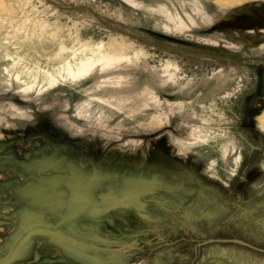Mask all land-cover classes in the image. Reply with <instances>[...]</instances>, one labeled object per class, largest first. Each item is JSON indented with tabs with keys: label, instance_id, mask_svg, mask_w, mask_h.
Here are the masks:
<instances>
[{
	"label": "rangeland",
	"instance_id": "374dc122",
	"mask_svg": "<svg viewBox=\"0 0 264 264\" xmlns=\"http://www.w3.org/2000/svg\"><path fill=\"white\" fill-rule=\"evenodd\" d=\"M264 0H0V264H264Z\"/></svg>",
	"mask_w": 264,
	"mask_h": 264
},
{
	"label": "water",
	"instance_id": "95a60500",
	"mask_svg": "<svg viewBox=\"0 0 264 264\" xmlns=\"http://www.w3.org/2000/svg\"><path fill=\"white\" fill-rule=\"evenodd\" d=\"M245 245H246L247 247L253 249V250H256V251H258V252L264 253V250L257 249V248H255V247H253V246H251V245H248V244H245Z\"/></svg>",
	"mask_w": 264,
	"mask_h": 264
}]
</instances>
